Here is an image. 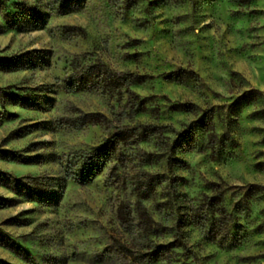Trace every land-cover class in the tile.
Listing matches in <instances>:
<instances>
[{
  "label": "rangeland",
  "instance_id": "374dc122",
  "mask_svg": "<svg viewBox=\"0 0 264 264\" xmlns=\"http://www.w3.org/2000/svg\"><path fill=\"white\" fill-rule=\"evenodd\" d=\"M77 59L133 72L122 123L158 126L88 184L64 170L127 94L68 91ZM2 90L31 103L0 98V264H264V0H0Z\"/></svg>",
  "mask_w": 264,
  "mask_h": 264
},
{
  "label": "trees",
  "instance_id": "16d2710c",
  "mask_svg": "<svg viewBox=\"0 0 264 264\" xmlns=\"http://www.w3.org/2000/svg\"><path fill=\"white\" fill-rule=\"evenodd\" d=\"M23 14L25 15L26 12L24 11ZM27 15L29 19H35L33 14L27 13ZM71 67L72 72L69 76V86H67L70 92L86 88H96L104 93H114V91L119 92L124 89V93L127 94L124 107L114 115L117 118V124L114 126L112 132L109 133L101 143L91 146L86 150L79 151L78 154L73 156L64 170L66 179H70L77 184H88L91 183L104 166L118 156L123 149L127 147L132 149L133 146L131 145H137L139 142L146 141L151 136L156 135L158 126L142 122L122 123V120L127 119L130 121L144 109L143 102L139 100L136 94L130 89L133 83L139 81V78L136 77L133 72L110 69L99 59L85 62L77 59L71 63ZM173 75L174 76L171 77L176 81L183 79V76ZM7 95L14 97L13 104L27 106L31 103V96L29 93L8 94V92L4 90L0 92V98ZM100 117L101 116L97 113L80 112L78 116L74 117L71 122H69L68 126L79 129L83 126L100 122ZM141 174L144 184L137 188L139 192L137 196L138 198L146 199L149 193L152 192L158 184L162 183V179L160 175L155 172L141 170ZM13 183L17 185V179H14ZM259 188L264 192V185H260ZM219 202H221V198H211V201L208 203V211L212 214L223 212V206H219ZM190 221L193 222V220ZM123 222L125 224V226H123L124 230L127 233H131L133 229L132 220L125 219ZM165 246H167V244H159L156 247L161 249ZM160 255L161 254L156 258H152L153 261L162 259Z\"/></svg>",
  "mask_w": 264,
  "mask_h": 264
}]
</instances>
